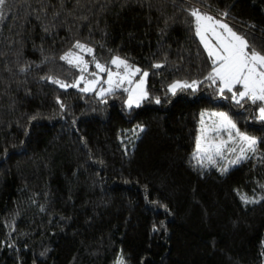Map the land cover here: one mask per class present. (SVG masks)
Here are the masks:
<instances>
[{
  "label": "trees",
  "instance_id": "1",
  "mask_svg": "<svg viewBox=\"0 0 264 264\" xmlns=\"http://www.w3.org/2000/svg\"><path fill=\"white\" fill-rule=\"evenodd\" d=\"M43 5L10 0L0 21V264H264V160L227 172L225 158L194 160L202 114L226 113L258 141L264 122L205 80L214 65L190 15L220 17L264 51V0ZM76 42L148 72L147 99L127 110L124 90L102 100L52 83L80 76L60 59ZM177 81L203 83L173 95Z\"/></svg>",
  "mask_w": 264,
  "mask_h": 264
},
{
  "label": "snow or ice",
  "instance_id": "2",
  "mask_svg": "<svg viewBox=\"0 0 264 264\" xmlns=\"http://www.w3.org/2000/svg\"><path fill=\"white\" fill-rule=\"evenodd\" d=\"M9 2L10 0H0V21L5 18L4 14ZM28 2L29 0H25V3ZM37 2L41 3V10H43V0H37ZM32 14H36L35 11ZM55 15H58V13ZM190 15L195 20V34L207 50V54L214 65L205 80L210 81L212 85L219 82V93L221 95L225 91L231 93V99L238 105L242 101H249L252 105H257V102H259L257 106L258 119L264 122V51H258L254 43L250 44L244 36L234 31L227 23L202 12L198 8L193 7ZM221 15L227 16L228 14L222 13ZM36 19H40L38 14H36ZM74 47L79 49L80 52L86 51L88 54H92L94 51L91 47L80 42H76ZM60 59L78 68L81 75L72 84H65L59 80H52V83L58 84L61 88H78L80 83L84 82L85 87L80 88V91L85 93L97 91L96 86L100 83V76L97 72L88 73L89 63L82 55L69 51ZM93 62L99 73L107 72V79L104 81L107 88L100 87L98 91V95L102 100L106 94L123 87L125 82L129 85V87L123 89L128 93L127 105L129 108L134 104L139 107L140 102L147 99L148 93L145 90V84L149 75L148 72H142L141 69L134 68L127 60L118 56L114 57L110 63L115 65L117 69H123V72H113L111 68L96 61L95 57H93ZM154 67L160 68L162 65L156 64ZM21 71H25V69H21ZM84 73H88L94 78L87 79ZM137 75L141 78L133 86V78ZM202 83L203 81H193L191 83L177 81L170 86V91L173 95L176 94L177 89H192L195 91ZM156 103H160L159 98H156ZM61 107H63V104H61ZM203 115L200 122V135L196 140L194 153V157L201 165L204 164L205 160L209 164L215 165L217 163L216 157L223 160L226 152L235 154V158L227 160L226 163L237 165L243 160L249 159L248 154L255 153L258 143L264 142L241 132L226 113L210 114L218 118L211 124L205 123ZM222 132L226 133L227 139L221 136ZM221 171L227 172L228 168L224 167ZM241 198L245 202H255L249 201L247 196ZM120 264H123V260L120 261Z\"/></svg>",
  "mask_w": 264,
  "mask_h": 264
},
{
  "label": "rangeland",
  "instance_id": "3",
  "mask_svg": "<svg viewBox=\"0 0 264 264\" xmlns=\"http://www.w3.org/2000/svg\"><path fill=\"white\" fill-rule=\"evenodd\" d=\"M201 11H202V12H205V11H203V10H201ZM206 13H207V12H206ZM207 14L212 15V14H210V13H207ZM212 16H214V15H212ZM214 17H216V16H214ZM216 18L222 20L224 23H227V24L229 25V27H231V28L234 30V28H233L228 22H226L225 20H223V19L220 18V17H216ZM194 22H195V20H194ZM234 31H235V30H234ZM237 33H238V32H237ZM238 34H239V33H238ZM240 35H241V34H240ZM201 43H202V42H201ZM92 49H93V48H92ZM71 51L76 52V53H79L80 55H82V56L84 57V59H85L86 61H88V63H89L88 73L97 72V73L99 74V76H100V83L96 86L97 91H95L96 94L98 95V91H99V88H100V87L107 88V84L104 82V81L107 79V72H105V73H99V70L95 68V63H94L93 60L91 59V55H92L93 53H92V54H88L86 51H85V52H80L79 49H73V50H71ZM93 52H94V51H93ZM128 63H129V62H128ZM101 64H103V63H101ZM129 64H131V63H129ZM104 65H105L106 67H108V68H111L113 72H115V71H121V72H123V69H117L116 66H115V65H112L111 63H110L109 65H106V64H104ZM131 65H132L134 68H139L138 66H135V65H133V64H131ZM92 66H93V67H92ZM139 69H140V68H139ZM141 71H142V70H141ZM142 72H144V71H142ZM88 73H84V75L86 76V78H87V79H93L94 77L88 75ZM80 75H81V74H80ZM140 78H141V77H140L139 75H137L136 77L133 78V86H134L135 82L138 81ZM78 79H79V77H78ZM78 79H77V80H78ZM77 80H75V81L72 82V83H75ZM64 83H65V82H64ZM72 83H65V84H72ZM188 83H191V82H188ZM146 85H147V80H146V84H145V90H146ZM83 87H85V84H84V82H81L80 85H79V87H78L77 89H80V88H83ZM127 87H129V85L125 82V84L123 85V87L120 88V90H123L124 88H127ZM237 87H239V86H237ZM116 90H119V89H116ZM146 91H147V90H146ZM176 91H177V90H176ZM127 94H128V93H127ZM98 96H99V95H98ZM127 97H128V96H127ZM144 100H145V99H144ZM144 100H142V101L140 102V104H142V102H143ZM258 104H259V102H257L256 107L258 106ZM125 107H126L127 110H130L131 108L136 107V106H135V104H134L131 108H129L128 105H127V99H126V100H125ZM256 110H257V109H256ZM213 113H218V112H213ZM257 113H258V111H257ZM210 114H212V113H208V115H205V117L203 118V119L205 120V123H206V124H211L214 120H217V119H218L217 117L211 116ZM221 136H223L224 139H227V135H226V133L222 132V133H221ZM248 155H250V153H249ZM233 157L235 158V154H234V153H227V152H226V154H225V159H227V160H231V159H234ZM217 159H221V158H220V157H216V160H217ZM194 160H195V162H196L199 166H203V165H205L206 163H208V161L205 160V161H204V164L201 165V164H199V163L197 162V160H196L195 157H194ZM262 160H264L263 153L257 148V151H256L255 153H252V155H251V164H252V166H255V165L261 163ZM217 166H218L219 169H222V168H224V167L229 168L231 165H229V164L226 163L225 166H222V165H220V164H217ZM121 260H122V259L119 258V259L117 260L116 264H120V261H121Z\"/></svg>",
  "mask_w": 264,
  "mask_h": 264
},
{
  "label": "crops",
  "instance_id": "4",
  "mask_svg": "<svg viewBox=\"0 0 264 264\" xmlns=\"http://www.w3.org/2000/svg\"><path fill=\"white\" fill-rule=\"evenodd\" d=\"M224 20V19H223Z\"/></svg>",
  "mask_w": 264,
  "mask_h": 264
}]
</instances>
